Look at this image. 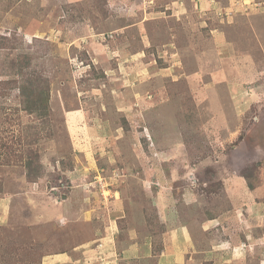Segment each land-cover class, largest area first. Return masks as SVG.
<instances>
[{
  "label": "rangeland",
  "instance_id": "rangeland-1",
  "mask_svg": "<svg viewBox=\"0 0 264 264\" xmlns=\"http://www.w3.org/2000/svg\"><path fill=\"white\" fill-rule=\"evenodd\" d=\"M26 59L50 124L19 101ZM0 84V264H167L173 191L198 219L173 264H264V0H0Z\"/></svg>",
  "mask_w": 264,
  "mask_h": 264
},
{
  "label": "trees",
  "instance_id": "trees-1",
  "mask_svg": "<svg viewBox=\"0 0 264 264\" xmlns=\"http://www.w3.org/2000/svg\"><path fill=\"white\" fill-rule=\"evenodd\" d=\"M103 2L106 0H102ZM105 12L108 13V7L106 9ZM82 10L78 9V16H82L81 14ZM72 16H74L72 14ZM66 18V17H65ZM77 18V17H76ZM39 40V41H38ZM35 42L38 44L39 42H44L42 39H36ZM5 43H1V45H4ZM1 48H6L5 46L1 47ZM104 52V51H102ZM106 55V54H105ZM20 57V56H19ZM24 66H19V78L21 79V83H18L15 81V79H12L15 83H17L19 85L20 88V103L22 108L24 109V111H30V112H35V118L38 121H43V123L46 124H50L51 122V82H50V78L48 76V74H44L41 73L40 71L34 70L33 72H28L25 73V71L31 69V63L29 64L28 59H26L24 61ZM17 60H15V65H17ZM91 64V78L87 79L85 81L89 82L91 80H99V79H105L106 78V74H105V70L103 68L100 67H95ZM18 70V69H17ZM83 81V82H85ZM5 83V82H3ZM8 83L12 84L13 88L9 87ZM15 83H13L12 81H6V89L4 90V92L9 95L14 91L15 89ZM0 85H4V84H0ZM0 90H3V86H0ZM124 126H126L128 129L131 126L130 121L127 119V117H123L122 119ZM30 132H33L31 130H27L26 134L29 135ZM38 135H40V132H37ZM36 133V135H31V137H35L38 136ZM24 140H26L27 142H25V144L27 146H29L30 149H26L28 152L33 151L34 149L30 146L34 145L35 142L33 141V139H30L29 137H27L26 135H23ZM27 163V175L30 178V181H34V178H38L39 174H40V168H37L33 165L34 160L30 159L28 161V158H26L25 160V164ZM247 186L250 189H255L258 187V184H256L255 182L252 183L251 181L247 182ZM175 196L177 195L176 191L172 192ZM79 224V223H78ZM72 225V223H69V227ZM59 229V228H56ZM57 232H62V230H57ZM69 238V237H68ZM71 246V245H70ZM164 249L163 244L160 245H156L153 248L152 254L155 255L156 257H159L160 253L162 252V250ZM203 264H214L212 260H206L203 262Z\"/></svg>",
  "mask_w": 264,
  "mask_h": 264
},
{
  "label": "crops",
  "instance_id": "crops-1",
  "mask_svg": "<svg viewBox=\"0 0 264 264\" xmlns=\"http://www.w3.org/2000/svg\"><path fill=\"white\" fill-rule=\"evenodd\" d=\"M155 192H156V190H155ZM168 194H169V192H168ZM170 194L172 196L171 198H162L161 202L164 204V207H163L164 215L166 217H168L167 219L171 222V224L175 225L174 239H175V241H177V240L178 241L174 242L173 239H171V237L169 235L166 236V233L164 234V236H165L164 240H163L164 241V243H163L164 249L162 250L160 255L162 257V260L164 262H166L167 264H173L174 261H173L172 255L180 258V255L175 251L172 252V254L169 253L170 249H172L174 246L177 249V247L179 246L180 247L179 251H184L183 245H184V248L186 245L185 236L187 237V235L185 233L186 232L185 228L187 226H191L193 228V230L198 232V227H196V224L198 223V219L193 220V218H195V216L194 215H188L189 213L186 211V209L183 205V202H180L178 200V196L177 195L175 196L171 192H170ZM206 198L208 199V203L212 201L211 205L214 207V204H213L214 200L210 197V195H207ZM205 206H206V204H204L202 207H200V214L203 216V218H201V220H200V225L205 231L211 230V232L213 233L216 228L217 229L219 228V226L216 228H214V227L220 221V219H218V218H220V216L222 214L215 215L214 214L215 212H213V214L212 213L211 214H212V217H214V218L210 219L208 216H206L202 212ZM210 210H212L211 206H209V211ZM246 211H247V209H246ZM187 220H190V223H188ZM225 225H226V223H225ZM222 228L224 229V227H222ZM225 259L232 261V259H227V258H225ZM235 260L238 261V259H235Z\"/></svg>",
  "mask_w": 264,
  "mask_h": 264
},
{
  "label": "clouds",
  "instance_id": "clouds-1",
  "mask_svg": "<svg viewBox=\"0 0 264 264\" xmlns=\"http://www.w3.org/2000/svg\"><path fill=\"white\" fill-rule=\"evenodd\" d=\"M90 66V65H89ZM208 217L210 218V219H213L214 217H212V214L210 213V215H208Z\"/></svg>",
  "mask_w": 264,
  "mask_h": 264
}]
</instances>
